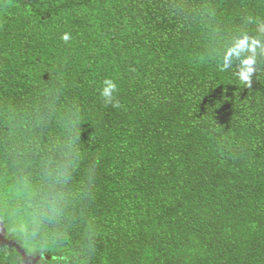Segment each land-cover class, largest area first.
Wrapping results in <instances>:
<instances>
[{
	"label": "trees",
	"instance_id": "16d2710c",
	"mask_svg": "<svg viewBox=\"0 0 264 264\" xmlns=\"http://www.w3.org/2000/svg\"><path fill=\"white\" fill-rule=\"evenodd\" d=\"M260 28L264 0H0V264H264V56L220 70Z\"/></svg>",
	"mask_w": 264,
	"mask_h": 264
},
{
	"label": "clouds",
	"instance_id": "9594fccd",
	"mask_svg": "<svg viewBox=\"0 0 264 264\" xmlns=\"http://www.w3.org/2000/svg\"><path fill=\"white\" fill-rule=\"evenodd\" d=\"M259 31L264 33V28H260ZM60 38L64 42H68L72 37L70 33L64 32ZM259 56H264V38L246 32L242 33L233 38L224 49L221 56L220 70L228 71L235 66L234 75L236 79L244 85H249ZM117 91L118 86L114 80L105 79L100 94L106 104L118 103L115 101Z\"/></svg>",
	"mask_w": 264,
	"mask_h": 264
},
{
	"label": "rangeland",
	"instance_id": "374dc122",
	"mask_svg": "<svg viewBox=\"0 0 264 264\" xmlns=\"http://www.w3.org/2000/svg\"><path fill=\"white\" fill-rule=\"evenodd\" d=\"M0 242H1V243L6 242V241L3 239V236H2L1 230H0Z\"/></svg>",
	"mask_w": 264,
	"mask_h": 264
}]
</instances>
